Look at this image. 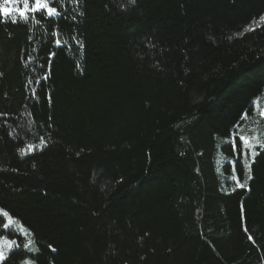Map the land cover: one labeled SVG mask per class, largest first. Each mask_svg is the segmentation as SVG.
I'll return each instance as SVG.
<instances>
[{"label":"trees","instance_id":"1","mask_svg":"<svg viewBox=\"0 0 264 264\" xmlns=\"http://www.w3.org/2000/svg\"><path fill=\"white\" fill-rule=\"evenodd\" d=\"M53 6L0 23V264H264V0Z\"/></svg>","mask_w":264,"mask_h":264},{"label":"snow or ice","instance_id":"2","mask_svg":"<svg viewBox=\"0 0 264 264\" xmlns=\"http://www.w3.org/2000/svg\"><path fill=\"white\" fill-rule=\"evenodd\" d=\"M55 2V0H2V3H0V23L4 22L3 18H7L9 16L12 17L11 22L12 23H18L19 21L17 20V16L27 20L29 17V14L31 13L33 18H37L38 14H43L44 19L48 20V19H53V18H57L60 17L61 13L58 10L57 7L53 6V3ZM132 2H134V0H132ZM8 4H22L23 7H15V8H9V7H5V5ZM13 12L16 13V15H13ZM259 21H264V15H261L259 17ZM37 23H39V19H37ZM253 23L257 24V27H260L262 25H260L259 22L257 21H253ZM247 30L250 31H255V28H248ZM241 34L242 33H238ZM58 35V33L53 32V36ZM74 42L76 43L77 47L79 48H83V44L78 41L75 40ZM55 48L57 49H63L64 48V42H62L61 40H56L54 45ZM56 55L55 52H51L49 51L47 60L49 62H51L52 58ZM77 67H79V65H77ZM41 68H43V66L41 65ZM48 79V74H45L43 77H40L38 79L35 80V83L37 85H41L44 81H46ZM39 89H33L32 90V95L35 97L38 95ZM251 108L245 110V113L243 115L240 116V121L237 123V125H234V128L239 127V124L244 120L245 116L251 112ZM261 118H264V111H262L260 113ZM235 137V133L233 134ZM41 143H45L43 137H41ZM228 143L230 144V150L231 152L236 156V160L233 161L234 164L239 165L240 164V159L241 157H247L249 155H251L253 161L255 160V157L257 155H259V152L254 151V148L256 147L255 145H250L249 140L246 136L244 135H239L238 137H235L234 139L228 141ZM260 147L262 149H264V144H260ZM29 151L33 150V146L29 145L28 146ZM244 167L246 169H248L250 171L251 166L249 164H245ZM235 171V170H234ZM233 179H236L235 175L233 176ZM248 179H251V176L248 177ZM238 186H243L241 184H239V181H237ZM0 216L2 217H8L9 213L3 211L2 209H0ZM0 227H2L3 230L5 231H9L12 230L11 229V221H3L0 220ZM6 238V237H5ZM251 239V237H250ZM34 241H29L28 243L23 245V248L25 250H30V245L33 244ZM9 246H10V250L19 247V245L17 244V241L15 239H12L9 241ZM49 247H51L49 245ZM5 261V256L3 251H0V262ZM25 264H28L27 261H25Z\"/></svg>","mask_w":264,"mask_h":264},{"label":"rangeland","instance_id":"3","mask_svg":"<svg viewBox=\"0 0 264 264\" xmlns=\"http://www.w3.org/2000/svg\"><path fill=\"white\" fill-rule=\"evenodd\" d=\"M23 7V5H22ZM9 247V243L6 241H1L0 242V251H3V253L5 252V250Z\"/></svg>","mask_w":264,"mask_h":264}]
</instances>
